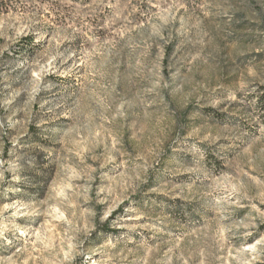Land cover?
Here are the masks:
<instances>
[{"label": "rangeland", "instance_id": "rangeland-1", "mask_svg": "<svg viewBox=\"0 0 264 264\" xmlns=\"http://www.w3.org/2000/svg\"><path fill=\"white\" fill-rule=\"evenodd\" d=\"M0 264H264V0H0Z\"/></svg>", "mask_w": 264, "mask_h": 264}]
</instances>
